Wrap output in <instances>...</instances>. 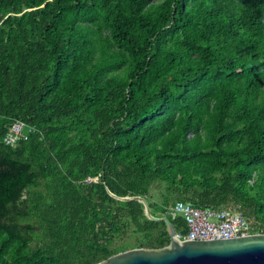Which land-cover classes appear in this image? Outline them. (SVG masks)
Listing matches in <instances>:
<instances>
[{"label":"trees","instance_id":"trees-1","mask_svg":"<svg viewBox=\"0 0 264 264\" xmlns=\"http://www.w3.org/2000/svg\"><path fill=\"white\" fill-rule=\"evenodd\" d=\"M108 191L264 232V0H0V264L169 245Z\"/></svg>","mask_w":264,"mask_h":264},{"label":"water","instance_id":"water-1","mask_svg":"<svg viewBox=\"0 0 264 264\" xmlns=\"http://www.w3.org/2000/svg\"><path fill=\"white\" fill-rule=\"evenodd\" d=\"M110 194L119 200H137L142 203L148 219L167 225L170 243L162 249L128 250L99 264H264V234L227 240L181 242L177 240V233L169 218L154 217L146 199H120Z\"/></svg>","mask_w":264,"mask_h":264},{"label":"built area","instance_id":"built-area-1","mask_svg":"<svg viewBox=\"0 0 264 264\" xmlns=\"http://www.w3.org/2000/svg\"><path fill=\"white\" fill-rule=\"evenodd\" d=\"M25 129L26 126L21 122L13 124L4 139L5 144L13 146L19 140L26 139ZM27 130L31 131L29 128ZM167 214L172 219L184 218L187 231L185 234H176L177 240L181 242L227 240L264 234L260 227H255L234 206L213 210L199 209L188 203L177 202L168 210Z\"/></svg>","mask_w":264,"mask_h":264},{"label":"rangeland","instance_id":"rangeland-1","mask_svg":"<svg viewBox=\"0 0 264 264\" xmlns=\"http://www.w3.org/2000/svg\"><path fill=\"white\" fill-rule=\"evenodd\" d=\"M252 223V222H251Z\"/></svg>","mask_w":264,"mask_h":264}]
</instances>
